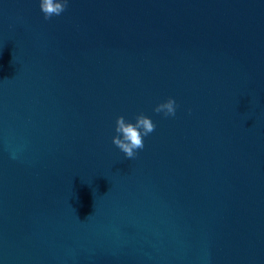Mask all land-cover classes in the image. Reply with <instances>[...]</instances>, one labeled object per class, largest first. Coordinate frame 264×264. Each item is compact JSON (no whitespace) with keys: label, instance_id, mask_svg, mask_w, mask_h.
Listing matches in <instances>:
<instances>
[{"label":"water","instance_id":"obj_1","mask_svg":"<svg viewBox=\"0 0 264 264\" xmlns=\"http://www.w3.org/2000/svg\"><path fill=\"white\" fill-rule=\"evenodd\" d=\"M40 2L0 0V264H264V0Z\"/></svg>","mask_w":264,"mask_h":264},{"label":"clouds","instance_id":"obj_2","mask_svg":"<svg viewBox=\"0 0 264 264\" xmlns=\"http://www.w3.org/2000/svg\"><path fill=\"white\" fill-rule=\"evenodd\" d=\"M68 6V0H41L40 7L44 13V18L51 19L53 16L61 15ZM177 102L174 97L156 105L154 111L163 113L164 116H175ZM156 129V124L148 115L140 113L136 116L135 122L128 121L123 115L116 119L115 131L117 135L113 137V143L125 153L127 158L137 155V150L145 147L144 137L150 135Z\"/></svg>","mask_w":264,"mask_h":264}]
</instances>
